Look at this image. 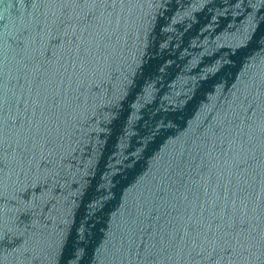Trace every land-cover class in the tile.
<instances>
[{"label":"water","instance_id":"1","mask_svg":"<svg viewBox=\"0 0 264 264\" xmlns=\"http://www.w3.org/2000/svg\"><path fill=\"white\" fill-rule=\"evenodd\" d=\"M0 264H264V0H0Z\"/></svg>","mask_w":264,"mask_h":264}]
</instances>
